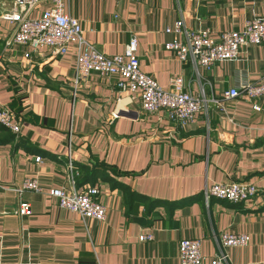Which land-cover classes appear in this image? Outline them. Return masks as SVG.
Instances as JSON below:
<instances>
[{
	"label": "crops",
	"instance_id": "obj_1",
	"mask_svg": "<svg viewBox=\"0 0 264 264\" xmlns=\"http://www.w3.org/2000/svg\"><path fill=\"white\" fill-rule=\"evenodd\" d=\"M60 1L104 57L122 55L133 34L139 71L162 89L179 77L184 92L202 90L210 100L243 80L264 85V45H247L207 71L163 49L179 40L163 32L179 18L216 39L264 17V0ZM9 8L0 0V17ZM10 29L0 19V106L19 126L15 135L0 127V264H179V240H198L209 264L220 232L248 237L245 247L226 249L227 264H264V98L254 102L257 111L245 99L209 102L191 123L173 124L160 111L140 112L138 95L119 91L117 76L91 73L74 87L73 44L55 58L45 49L3 47ZM67 162L74 187H97L103 221L58 209L49 196L65 187ZM27 179L41 193L12 191ZM229 183L253 185L257 195L204 202L203 189ZM21 202L28 216L9 213ZM144 234L152 241L140 243Z\"/></svg>",
	"mask_w": 264,
	"mask_h": 264
},
{
	"label": "built area",
	"instance_id": "obj_2",
	"mask_svg": "<svg viewBox=\"0 0 264 264\" xmlns=\"http://www.w3.org/2000/svg\"><path fill=\"white\" fill-rule=\"evenodd\" d=\"M138 2V0H128ZM10 8L0 19L11 24V29L3 42V47H28L32 52L45 49L50 57L63 55L68 46H74L72 84L78 86L94 73L102 77L117 76L119 82L116 87L119 91H127L138 95L140 112L153 114L162 112L168 122L178 125L191 123L197 115L205 110L212 102L215 107L232 99H245L251 104V109L257 111L254 102L264 98V85L249 83L245 80L238 87L225 90L219 99H204L202 90L197 95H189L183 91L179 77L168 80L166 89L160 88L148 76L139 71L136 57V38L130 34L123 48L122 55L103 56L91 44H87L83 37L79 23L69 18L63 12L60 0H9ZM48 7L40 12L36 19H30L29 14L40 4ZM166 34H174L178 41L166 43L163 49L174 56L181 64L189 69L202 68L210 70L214 64L236 59L247 45H264V17L252 18L244 21L240 32L223 31L217 34L216 39L208 36V31L188 30L183 25V19L175 20L172 27L165 28ZM28 57V54H24ZM0 127L11 134H17L19 126L11 121V112L0 106ZM39 162L38 158L34 163ZM66 185L58 190H51L49 196L54 200L57 208L69 213L77 214L80 218L103 221L104 208L97 201V187H74L75 171L69 162L65 167ZM2 189L7 190L6 187ZM17 195L25 191L34 194L41 193L34 180H24L16 188H12ZM257 195L253 185L229 183L214 184L203 189L201 196L205 203L213 198L226 203L240 204L251 200ZM16 217H25L30 214L29 205L18 203L10 210ZM140 243L152 241L149 234L139 235ZM216 252L209 264H227L226 249L230 247H245L248 237L232 232H220L214 237ZM179 264H202L204 258L199 251L198 240H179L176 247Z\"/></svg>",
	"mask_w": 264,
	"mask_h": 264
}]
</instances>
